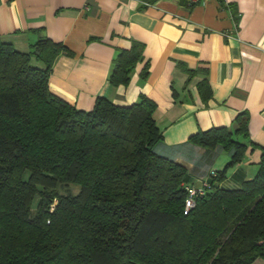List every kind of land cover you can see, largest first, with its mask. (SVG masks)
Returning <instances> with one entry per match:
<instances>
[{
  "label": "trees",
  "instance_id": "trees-1",
  "mask_svg": "<svg viewBox=\"0 0 264 264\" xmlns=\"http://www.w3.org/2000/svg\"><path fill=\"white\" fill-rule=\"evenodd\" d=\"M141 50L136 40L118 49L110 84L129 81ZM63 51L70 49L46 35L28 50L0 35V264L264 259V144L251 177L219 185L244 157L248 114L236 115L234 129L212 126L189 135L192 143L229 152L222 168L194 184L184 164L155 150L162 128L155 101L144 93L129 104L97 95L83 109L50 89L53 60ZM184 68L188 77L195 72ZM201 70L197 87L208 96ZM147 72L145 63L140 75ZM187 187L203 192L184 212Z\"/></svg>",
  "mask_w": 264,
  "mask_h": 264
},
{
  "label": "crops",
  "instance_id": "crops-1",
  "mask_svg": "<svg viewBox=\"0 0 264 264\" xmlns=\"http://www.w3.org/2000/svg\"><path fill=\"white\" fill-rule=\"evenodd\" d=\"M0 35L22 50L39 35L63 42L70 51L55 57L48 84L79 108L90 109L97 95L120 104L140 93L153 99L163 134L155 150L184 164L197 185L224 166L229 152L192 143L189 135L234 129L245 111L244 157L219 185H239L256 171L264 144V0H0ZM134 40L143 58L126 84H110L112 59ZM184 67L195 72L188 77ZM203 68L208 96L197 87Z\"/></svg>",
  "mask_w": 264,
  "mask_h": 264
},
{
  "label": "built area",
  "instance_id": "built-area-1",
  "mask_svg": "<svg viewBox=\"0 0 264 264\" xmlns=\"http://www.w3.org/2000/svg\"><path fill=\"white\" fill-rule=\"evenodd\" d=\"M192 2L197 1V0H190ZM188 193L185 198V207H184V212L188 210L189 207H191L194 204V197L197 194L202 193V188H196V187H187Z\"/></svg>",
  "mask_w": 264,
  "mask_h": 264
},
{
  "label": "rangeland",
  "instance_id": "rangeland-1",
  "mask_svg": "<svg viewBox=\"0 0 264 264\" xmlns=\"http://www.w3.org/2000/svg\"><path fill=\"white\" fill-rule=\"evenodd\" d=\"M71 185V189L73 190V191H76L77 190V188H78V186L77 185H74V184H70ZM257 258H260V257H257ZM263 259V258H262ZM255 260V259H254ZM253 260V261H254ZM252 263V262H251Z\"/></svg>",
  "mask_w": 264,
  "mask_h": 264
}]
</instances>
